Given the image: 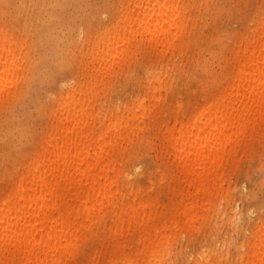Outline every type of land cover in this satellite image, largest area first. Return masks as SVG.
<instances>
[{"label": "rangeland", "instance_id": "374dc122", "mask_svg": "<svg viewBox=\"0 0 264 264\" xmlns=\"http://www.w3.org/2000/svg\"><path fill=\"white\" fill-rule=\"evenodd\" d=\"M131 4L0 0V32L16 42L20 60L16 84L0 97V200L54 116H63L56 108L66 89L84 86L95 134L114 117L129 120L113 159L122 167L118 207L133 206L138 216L125 218L124 231H111L116 217L106 212L65 264L246 263L264 225V120L247 129L215 177L199 184L179 172L167 135L190 126L223 93L238 45L264 18V0H170L176 13L151 34L127 28L136 13L128 12ZM108 33L116 42L105 64L95 44ZM225 210L235 213L234 225ZM0 264L17 260L0 256Z\"/></svg>", "mask_w": 264, "mask_h": 264}, {"label": "bare ground", "instance_id": "6f19581e", "mask_svg": "<svg viewBox=\"0 0 264 264\" xmlns=\"http://www.w3.org/2000/svg\"><path fill=\"white\" fill-rule=\"evenodd\" d=\"M131 1L127 10L136 12L128 20L131 32L160 31L163 21L176 13L170 0ZM115 42L111 33L98 40L96 58L107 64ZM18 60L16 42L0 32V97L16 84ZM229 78L220 97L190 126H174L167 135L176 166L190 183L215 177L221 160L247 129L264 120V18L251 37L238 45ZM88 94L84 86L66 89L56 108L63 116H54L38 151L19 169L15 186L0 200V256L16 258L17 264H65L76 252L78 239L106 212L116 217L111 231H124L125 218L137 219V208L118 207L120 198L124 200L118 190L122 167L113 159L129 132V120L114 117L107 130L95 134L88 128L94 121L92 106H86ZM137 108L143 117L145 103ZM224 214L234 225L235 213L225 210ZM255 235L252 256L243 264H264V225Z\"/></svg>", "mask_w": 264, "mask_h": 264}]
</instances>
